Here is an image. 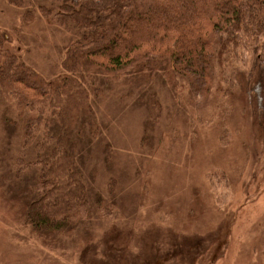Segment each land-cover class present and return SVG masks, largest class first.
I'll use <instances>...</instances> for the list:
<instances>
[{
	"label": "rangeland",
	"instance_id": "obj_1",
	"mask_svg": "<svg viewBox=\"0 0 264 264\" xmlns=\"http://www.w3.org/2000/svg\"><path fill=\"white\" fill-rule=\"evenodd\" d=\"M22 10L0 0V28L28 64L53 76L77 36L41 14L25 24ZM227 56L221 74L224 90L235 92L230 98L217 99L216 84L208 92L189 81L173 88L162 76L150 85L131 77L110 82L96 114L105 130L87 159L98 186L116 180L109 200L121 214L95 221L91 240L63 238L55 247L35 241L26 225L33 182L13 184L25 149L0 94V264H94V238L104 251L107 239L128 246L130 232L148 257L171 253L168 264H264V112L257 119L240 95L239 72L251 68V53ZM153 93L162 106L157 120L148 105Z\"/></svg>",
	"mask_w": 264,
	"mask_h": 264
},
{
	"label": "trees",
	"instance_id": "obj_2",
	"mask_svg": "<svg viewBox=\"0 0 264 264\" xmlns=\"http://www.w3.org/2000/svg\"><path fill=\"white\" fill-rule=\"evenodd\" d=\"M48 1L6 0L24 10L23 23H33L41 14L75 32L76 40L65 48L58 71L49 76L28 64L0 28V94L25 149L16 158L13 184L33 182L26 225L35 241L55 247L63 238L74 236L89 241L95 221L121 214L113 211L109 200L116 180L108 189L98 186L97 170L87 159L93 150L95 155L94 144L105 130L96 114L110 82L131 77L150 85L162 76L173 88L189 81L208 92L216 84L212 93L217 99L220 93L230 98L235 92L222 86L227 55L239 51L245 57L250 52L251 68L239 72V89L260 120L264 0ZM199 79L204 85H198ZM148 105L151 119L157 120L162 108L157 94L149 97ZM113 206L120 208L118 203ZM130 234L128 246L116 238L107 239L104 251L94 238V264H159L163 260L168 264L171 253L157 250L148 257L143 251L146 245L132 241ZM135 245L137 252L132 250Z\"/></svg>",
	"mask_w": 264,
	"mask_h": 264
}]
</instances>
